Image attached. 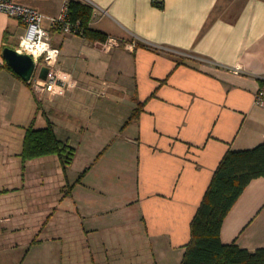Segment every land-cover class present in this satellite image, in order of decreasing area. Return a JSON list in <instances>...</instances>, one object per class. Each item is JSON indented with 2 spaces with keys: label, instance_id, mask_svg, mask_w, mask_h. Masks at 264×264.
<instances>
[{
  "label": "crops",
  "instance_id": "crops-1",
  "mask_svg": "<svg viewBox=\"0 0 264 264\" xmlns=\"http://www.w3.org/2000/svg\"><path fill=\"white\" fill-rule=\"evenodd\" d=\"M16 1L54 16L65 0ZM69 1L92 7L90 29L136 45L105 51L100 40L44 21L60 50L59 67L77 81L65 96L43 93L56 98L46 108L3 57L4 48H18L25 27L0 11V92L9 91L17 116L0 123V150L12 140L23 143L29 124L48 122L76 149L66 167L55 154L38 164L46 191L40 225L21 233L11 220L25 207L5 209L0 264H180L191 221L225 153L264 142V106L255 103L264 82V0ZM45 109L53 113L44 117ZM101 126L107 137L80 181L82 172L68 177L75 142ZM33 159L20 157L21 186L0 188V196L25 188ZM220 237L248 250L264 247V177L245 186ZM145 249L152 256H143Z\"/></svg>",
  "mask_w": 264,
  "mask_h": 264
},
{
  "label": "trees",
  "instance_id": "trees-1",
  "mask_svg": "<svg viewBox=\"0 0 264 264\" xmlns=\"http://www.w3.org/2000/svg\"><path fill=\"white\" fill-rule=\"evenodd\" d=\"M69 6L71 17L80 19L86 27L85 37L100 41L107 37L89 28L91 6L76 1H70ZM75 151V147L56 136L50 122L40 128L31 123L25 130L20 157L24 163L55 154L66 167L72 163ZM257 177H264V142L253 148L225 153L191 221L190 240L180 264H264V247L248 250L236 243L224 244L220 237L225 216L245 186Z\"/></svg>",
  "mask_w": 264,
  "mask_h": 264
},
{
  "label": "rangeland",
  "instance_id": "rangeland-1",
  "mask_svg": "<svg viewBox=\"0 0 264 264\" xmlns=\"http://www.w3.org/2000/svg\"><path fill=\"white\" fill-rule=\"evenodd\" d=\"M41 65H42V61L40 62L38 68L35 70V73H38ZM8 92L9 91H7L5 96L3 92H0V123H2V121L6 120L7 118L12 119L14 117H17L16 114L13 113V110L14 108H16V106L11 105L9 99L10 96L9 97L7 96L9 94ZM34 96L37 101V104H41V105L45 104L46 108H49L50 104L55 103L56 101V98L54 99V97L51 98V100L48 99L46 100V98H43V94H35ZM45 110L41 112V114L44 117L46 116V114L51 112L47 109ZM38 121H40V119H38ZM34 127L35 128L39 127V124L35 125ZM106 128L107 127L101 126L99 129L95 131H91V133L88 136L84 137V139L80 143L75 142L76 146L79 145L78 154L74 164H72V166L68 168V177L70 178L77 177L82 172V170L87 166L86 161L89 159V157H91V155L96 153L95 151L98 148V146L106 139L107 137V135L105 134ZM9 129L12 130V127H10ZM16 138L18 139V137ZM21 148H22V138L20 141L19 139L18 141L12 140V142L9 144V147H4V151L0 150V188L2 189L5 188L10 189L11 187L21 186V179H20L21 178L20 173L22 172L21 160L19 155L16 156V154L13 153L11 154L12 150L18 149L19 152ZM54 157L46 156L44 158H40V159L36 158L30 161L26 169V178H25L26 180L24 182L25 188L19 191H11V194L13 196L10 195L11 197L8 196V198L5 195L0 196V225L2 226L9 225L8 221L4 219L6 217V214L4 213L5 209L9 208V206L16 207L18 205H23L25 207L23 208V210H20L24 212L22 213V215H20V213L19 214L15 213L11 221H13L12 222L13 224L19 225L20 228L21 227L24 228L20 231L21 233L29 234L33 228H36L38 225H40L41 216L39 215L38 212V208L41 206L39 201L41 198L40 193L44 194L46 191L40 189V185L38 184V179H39L38 177H41V174L38 173L39 171L38 164L40 162H43V160L48 161ZM52 170L54 176L57 178L58 174L55 175V172H57L58 170H56L55 166L53 167V165H52ZM143 247H147V246H145L144 244ZM149 255L152 256L150 252H147V249L143 250V256H149Z\"/></svg>",
  "mask_w": 264,
  "mask_h": 264
},
{
  "label": "built area",
  "instance_id": "built-area-1",
  "mask_svg": "<svg viewBox=\"0 0 264 264\" xmlns=\"http://www.w3.org/2000/svg\"><path fill=\"white\" fill-rule=\"evenodd\" d=\"M69 2V0L64 1L61 11L57 15L47 16L39 12L35 8L18 3L16 0H0V11L14 16L25 27V33L22 37H24L28 33L30 25L38 23L39 27L42 28L43 32L46 34L44 37L41 38L43 42L47 43L51 49H55L58 52V56L56 58L55 63H51L47 51H45L38 57L33 56L21 47L20 40L18 48L16 50H18L20 53L29 54L32 57L35 63V70L38 68L40 62L42 61V65L40 66L38 73H35L34 71L28 81L35 94H43L46 92L56 96H64L68 91L73 90L77 86V81L73 77L72 73L65 71L59 67L58 59L60 50L58 47L53 46L51 44L50 35L43 26V22L47 21L52 27L58 28L63 33L84 36L86 27L82 24L80 19H73L71 17ZM153 3L156 5H161L162 1L153 0ZM38 17H43V19L38 21ZM100 45L105 51H110L113 48L120 46L132 50L135 47L136 42H127L115 36H107L103 41L100 42ZM43 66L47 68V74L45 78H41L39 75L40 70ZM65 73L70 74L71 80L64 82L58 78L60 74ZM73 82H75V87L70 88V85ZM50 87L51 90H49ZM57 89H61L62 94L57 92ZM255 103L260 106H264V82L255 94Z\"/></svg>",
  "mask_w": 264,
  "mask_h": 264
},
{
  "label": "clouds",
  "instance_id": "clouds-1",
  "mask_svg": "<svg viewBox=\"0 0 264 264\" xmlns=\"http://www.w3.org/2000/svg\"><path fill=\"white\" fill-rule=\"evenodd\" d=\"M43 17H38L37 20H42ZM46 34L43 32L42 28L39 27V24L30 25L28 33L21 38V47L24 48L29 54L33 56H40L45 51L48 53V57L51 63H55L58 56V52L55 49H51L47 43H44L41 39ZM35 37V39H34ZM61 81L67 82L71 80L70 74H60L58 77ZM75 87V82L70 85V88ZM51 90V87L50 89ZM57 92L62 94L61 89H57Z\"/></svg>",
  "mask_w": 264,
  "mask_h": 264
},
{
  "label": "water",
  "instance_id": "water-1",
  "mask_svg": "<svg viewBox=\"0 0 264 264\" xmlns=\"http://www.w3.org/2000/svg\"><path fill=\"white\" fill-rule=\"evenodd\" d=\"M3 57L8 66L18 74L24 81H29L35 71V63L32 57L26 53H20L18 50L6 47L3 50ZM47 68L42 67L40 70V77L45 78Z\"/></svg>",
  "mask_w": 264,
  "mask_h": 264
}]
</instances>
